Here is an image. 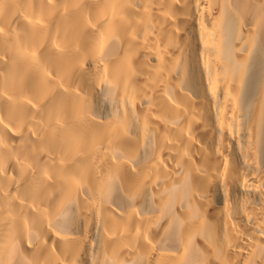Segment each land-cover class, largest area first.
I'll return each mask as SVG.
<instances>
[{
  "label": "bare ground",
  "instance_id": "1",
  "mask_svg": "<svg viewBox=\"0 0 264 264\" xmlns=\"http://www.w3.org/2000/svg\"><path fill=\"white\" fill-rule=\"evenodd\" d=\"M0 264H264V0H0Z\"/></svg>",
  "mask_w": 264,
  "mask_h": 264
},
{
  "label": "rangeland",
  "instance_id": "2",
  "mask_svg": "<svg viewBox=\"0 0 264 264\" xmlns=\"http://www.w3.org/2000/svg\"><path fill=\"white\" fill-rule=\"evenodd\" d=\"M105 103H106V102H104V105H106V104H107V103H106V104H105Z\"/></svg>",
  "mask_w": 264,
  "mask_h": 264
}]
</instances>
